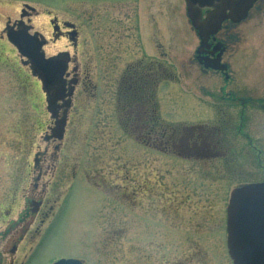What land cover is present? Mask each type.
<instances>
[{
  "label": "rangeland",
  "instance_id": "1",
  "mask_svg": "<svg viewBox=\"0 0 264 264\" xmlns=\"http://www.w3.org/2000/svg\"><path fill=\"white\" fill-rule=\"evenodd\" d=\"M136 2L0 0V219H3L4 211L12 210L13 214L22 211L32 185L35 155L44 147L57 144V141H44L45 137L49 139L51 136L41 83L2 33L6 20L18 19L23 5H27L34 10L33 13L28 12L31 24L47 39L50 36L48 23L52 17L76 23L92 41L91 46L98 55L90 63L91 85L87 93L84 94L82 86L77 88L68 114L61 155L65 154L76 168L81 163L82 168L80 165V170L75 172L73 196L63 206L45 237V249L49 255L67 252L86 264H176L185 259L211 264L217 250L219 254L215 264H229L220 258L221 254L223 258L225 255L219 250H224L225 245L228 196L238 183L264 179V170L257 166L262 161L264 167V154L255 157V152L249 151L246 143L234 140L233 127L236 124L230 119L229 111L230 116L222 119L228 131L223 134L221 144L227 152L225 160L230 169L224 168L226 165L220 158L193 161L178 158L171 151L165 155L150 154L139 148L131 135H119V127L116 129L109 120L112 115H107L102 106V70L96 69L100 65L102 67L99 53L102 51V38L107 39L109 32L102 27L103 23H109L110 29V17L129 20ZM153 5L157 35L164 36L166 20L181 22L179 10H182L183 1L154 0ZM164 5H169L171 10L169 18L165 16L164 11L168 7ZM142 7L141 2L138 5L141 14ZM102 11L110 17L102 16ZM142 19L146 21L147 18L143 16ZM177 31L179 33L170 35H183L182 28ZM235 31L241 33V38L237 33L239 40L233 55V67L240 69L236 71V83L259 92L264 88V17ZM186 37H190L188 26ZM162 41L163 38L156 45L165 51L166 58L160 61L168 68L165 74L170 78L156 88L158 105L164 103L160 116L166 123L178 127V134L181 125L211 124L212 117L203 101L206 97L200 93L195 95L201 104L190 95L181 94L183 90L192 94L194 84H197L193 72L196 65L190 63L195 41L180 37H167ZM64 45L57 42L50 50L57 52ZM147 46L151 48L150 44ZM185 68L193 71L185 72ZM162 75L159 79H164ZM109 106L111 110L113 104ZM244 126L253 143L264 149V111H252ZM135 147L138 151L134 150ZM93 158L99 161L96 166L91 163ZM87 161L90 164L85 166ZM138 164L145 168L135 169ZM148 164L151 168L146 171ZM214 168H217L216 172ZM146 179L151 186L140 197L142 192L138 194L137 189L134 190L135 182ZM195 183L198 185L193 186ZM144 188L139 186V191ZM3 224L0 220V229L6 223ZM188 228L192 229L190 232L202 235L177 232ZM195 242L198 248L191 246Z\"/></svg>",
  "mask_w": 264,
  "mask_h": 264
},
{
  "label": "flooded vegetation",
  "instance_id": "2",
  "mask_svg": "<svg viewBox=\"0 0 264 264\" xmlns=\"http://www.w3.org/2000/svg\"><path fill=\"white\" fill-rule=\"evenodd\" d=\"M141 2L143 3L142 14L138 11V5ZM153 2L154 0H137V5L134 7L131 18L126 21L112 19L106 11H102V16L110 17L111 28L109 29V23H103L102 25L109 32L107 39L102 38V51L100 50L99 53L102 67L100 65L96 70H102V106L105 107L107 115L108 113L112 115L109 120L115 124L117 129V124L120 122L121 117L119 112L121 109L120 105L123 103L129 104L130 106H126L125 114H129L133 121L132 127L135 134L133 140L143 151L154 154L157 149L155 148L156 143H159V145L164 143L157 139L163 140L166 137L164 132L161 134L156 133L153 124L150 123V120L154 117L156 77L160 73L164 74L166 70V65L160 61L166 58L165 51L156 43H160L161 38L164 41L167 37L171 39H174V37L191 38L196 45L192 49L190 63L196 65L200 76L205 77L209 74L216 78V80L213 79V82L211 81L215 85H212L213 90H207L209 103L212 107H210V110L206 109L209 113H211L210 111L215 112L213 116L216 115V121L210 127L184 130L178 145L180 154L187 157L210 156L213 158H225L227 152L222 149L221 139L224 132L221 125L225 124L222 119L226 115L230 116L227 112L229 111L231 113L230 119L234 120L233 122L236 124L233 127L235 131L234 140L238 143L243 141L249 151L255 152V157H261L262 153L264 154V149L253 143L251 135L244 128V124L252 111H264V95L260 97L264 93V88L257 92L243 84L236 83L238 80L236 71H240V69L233 67V55L238 38H241V33L236 32L235 29L237 30L238 27H242L252 21L258 22L261 18L263 19L264 0H254L245 11L244 19L238 21H235V19L241 7L239 4H235L236 0H232L230 3L226 1L216 3L215 8L199 9L198 12H195L198 23L207 19L208 15H213L217 9L222 11L221 14H217V17H222L223 19L216 31L209 32L208 27L203 29L201 37L188 20L184 1L182 10H179L181 22L166 20L167 23L164 25L165 35L158 36L157 26H155L156 11ZM164 6L166 8L169 5ZM168 9H165L164 12L165 16L169 18L171 10ZM28 12L33 13V8L23 5L18 19L12 22L9 18L6 20L2 31L4 37L8 31L18 32L25 30L29 35L35 36L43 43L41 51L45 58L57 57L66 66L63 83L53 87L44 86L43 91L47 105H45L46 111L48 114L50 113L48 128L51 136L49 139L45 137L44 141L45 143L57 141V144L50 148L46 146L43 151L35 155L32 165L34 173L32 185L25 197L22 211L14 213L15 218H13L14 214L11 213L12 210L4 211L2 214L3 219L1 218L0 220L6 224L0 229V264H54L60 260H78L82 264H86L84 260L77 259L67 252L49 255V251L45 249L46 244L44 242L61 209L66 202L68 204L70 196H73L74 193L75 172L80 170L81 163L76 168L70 164L71 161L65 154L61 155L63 135L67 127L69 111L72 109L74 97L78 92L77 88L82 86L84 94L87 93L86 90L91 85L90 63L96 57L98 58V55L93 46H91L92 41L85 36L86 33L80 25L52 17L48 23L50 36L47 39V36L45 37L41 30L36 29L31 24ZM162 13L161 17L164 18ZM143 16L147 18L146 21L142 19ZM187 26L190 31V37H186ZM181 28L183 29L182 36L170 35L172 32H178L177 29L181 30ZM237 33L239 37H237ZM57 42H62L65 45L59 51L52 52L50 48ZM201 42L203 43L201 44ZM149 44L151 48L147 46ZM155 49H157V52ZM154 53L157 55V59ZM219 67H223V70L219 69ZM40 79L39 77V82L42 84ZM164 81L167 80L162 82ZM203 88L206 91L205 86ZM145 92L146 96L144 99ZM111 104H113V108L109 110V105ZM201 111L203 112L202 107ZM60 132L62 133V138L59 141L57 139ZM121 132L122 129L119 131V135ZM134 150L138 151V148L135 147ZM91 163L96 166L99 161L93 158ZM89 164L87 161L84 165L87 166ZM228 164L224 168H230ZM85 166H83V170H85ZM258 166L261 167V161ZM139 167L145 168L138 164L135 169L138 170ZM149 168L151 166L149 167L148 164L146 171ZM214 169L216 172L217 168ZM78 180H82L85 183L83 179L78 178ZM148 180L146 179L143 182L136 180L135 182L134 190L137 189L138 194L142 192L140 197L146 194L148 186H151ZM196 185L198 184L195 183L193 186ZM139 186H145L144 190L139 191ZM136 198L138 199V196ZM198 198L199 200L201 199V197ZM136 205H138L137 200ZM190 230L192 229L188 228L187 231L184 229L177 232L181 235H198L200 233L190 232ZM191 246L198 248L199 245L195 242ZM219 250L220 253L225 255L223 258L221 254L220 258L224 262L232 264L226 250V236L224 250L222 248ZM218 254L219 251L217 250L213 253L211 264H215ZM193 263L198 264L199 261L185 259L176 264Z\"/></svg>",
  "mask_w": 264,
  "mask_h": 264
},
{
  "label": "water",
  "instance_id": "3",
  "mask_svg": "<svg viewBox=\"0 0 264 264\" xmlns=\"http://www.w3.org/2000/svg\"><path fill=\"white\" fill-rule=\"evenodd\" d=\"M184 1L188 18L201 37L203 29L208 27L209 32H214L223 19L214 13L208 15L205 21L197 23L195 12L204 7H214V3L222 1L230 3L232 0ZM253 1L236 0L235 4L241 7L236 21L244 18L245 11ZM218 11V13L222 12ZM6 39L17 53L30 63L33 73L40 75L43 84L52 87L63 83L65 63L57 57L45 59L41 52L43 43L38 38L29 35L25 30H20L18 32L8 31ZM219 69L223 70V67ZM226 234L228 255L233 264H264V182L236 188L230 192L226 207ZM54 264L81 263L77 260H60Z\"/></svg>",
  "mask_w": 264,
  "mask_h": 264
},
{
  "label": "trees",
  "instance_id": "4",
  "mask_svg": "<svg viewBox=\"0 0 264 264\" xmlns=\"http://www.w3.org/2000/svg\"><path fill=\"white\" fill-rule=\"evenodd\" d=\"M121 109H120V122L119 125L122 129V131L124 132V134L127 135H131V136H135L134 132H133V125H132V118L131 116L128 114H125V111L127 109L126 106H130L129 104H121ZM150 123L153 124L154 126V131L158 134L161 133H165L166 131H168V128L162 126L154 112V117L150 120ZM170 131V130H169ZM177 139H178V133H177V129L175 130H171L170 134L168 136L165 137L164 139V143H162L161 145H159V143H156L155 148H157L158 150L162 151L163 153H165L166 151H171L172 152V148L175 147L177 145Z\"/></svg>",
  "mask_w": 264,
  "mask_h": 264
}]
</instances>
